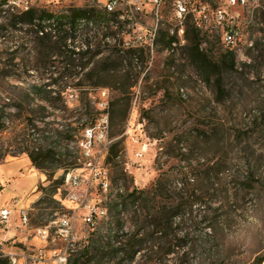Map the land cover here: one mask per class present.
Here are the masks:
<instances>
[{"label": "rangeland", "instance_id": "1", "mask_svg": "<svg viewBox=\"0 0 264 264\" xmlns=\"http://www.w3.org/2000/svg\"><path fill=\"white\" fill-rule=\"evenodd\" d=\"M7 1L0 7V117L4 119L0 121V169L5 162L30 158V152L39 153L54 144L64 155L56 170L51 162H45L44 170L39 169L30 158L36 173L43 177L34 191L15 196L21 199L15 218L0 235L12 237L16 233L17 245L26 252L43 245L34 232L19 229V209L24 207L32 226H45L75 213L78 251L93 235H108V222L125 221L124 233L135 232L145 240L132 264H251L264 258V0H259L254 12L240 6L227 7L226 0H199L208 2V8L222 5L241 16L244 36L233 46L222 42L214 22L200 29L189 15L183 37L172 33L178 22L171 0L161 6L157 31H153L157 23L154 4L146 3L140 9L126 4L122 8L128 7V19L119 25L81 24L73 45L90 43L92 47L82 60H71L69 51L49 56L30 26L17 30L9 23V10H13L7 7ZM97 3L104 6L106 0L38 1L37 7L59 10ZM195 27L202 31L200 49L220 65L219 76H208L194 58ZM160 32L176 38L172 48L165 47ZM106 33L116 34L105 38ZM127 41L138 50L121 59L117 51ZM228 49L235 55L234 67L221 57ZM96 51L102 52L94 56ZM82 63L87 66L81 67ZM3 71L13 76L5 77ZM45 82H56L63 91L62 99L55 103L59 109L25 94L29 84ZM105 115L111 144L123 140L119 155L103 164L110 179L107 196L149 187L162 171L176 165L196 167L197 173L190 168L193 178L201 175L199 171L209 178L206 205L210 217L204 223L190 222L187 217L172 231L175 237L189 234L185 250L175 246V252L165 254L173 245L160 243L159 234L153 235L152 228L140 227L134 212L120 217L109 213V197L105 198L101 177L96 176L102 164L85 165L89 159L100 160L106 144L92 141L93 158L83 153L80 144L85 139L83 122L93 118L97 124ZM68 123L72 124L69 133ZM101 127L97 124V129ZM140 150L141 156L137 154ZM183 152L190 158L178 161ZM77 167H81L84 179L79 191L88 193L85 203L93 197L103 199L93 230L84 220L85 208L66 199L65 175ZM63 176L64 182L59 183ZM4 188L0 182V206L12 199ZM193 210L196 215L201 209L195 205ZM56 229L57 224L51 223V237ZM64 245L57 237L48 246ZM76 257L73 254L71 259ZM116 261L110 264H118Z\"/></svg>", "mask_w": 264, "mask_h": 264}, {"label": "trees", "instance_id": "2", "mask_svg": "<svg viewBox=\"0 0 264 264\" xmlns=\"http://www.w3.org/2000/svg\"><path fill=\"white\" fill-rule=\"evenodd\" d=\"M6 1L1 0L0 7L5 6ZM167 1L162 0V5ZM171 1L173 4L174 0ZM127 9L128 7L109 11L105 6L98 3L87 4L86 6L70 5L62 7L59 10L33 6L29 10L21 12L9 10L10 18L8 21L17 30L30 26V30L37 37L38 43L44 48L43 50H49V56L51 54L63 55L69 51L71 52L69 54L71 60H82L91 52L92 47L90 43H83L80 47L73 45L78 32H80L81 24L85 23V27H89L91 24H106L109 26L110 23H117L119 25L128 19V17L125 19L120 17L122 13L126 14L125 10ZM66 25H68V28H65ZM195 29L197 38L193 49L194 58L201 63L202 68L208 76H219L220 65L212 61L208 54L200 49L202 38L200 34L202 31L196 27ZM161 33L160 35L164 38L165 47L172 48L176 38ZM115 34L106 33L105 38H109L110 36L115 37ZM69 41L70 43H68ZM137 50L124 42V47L119 49L117 54L119 58L124 59L127 54ZM101 52L96 51L93 55L98 56ZM221 57L231 67L235 66V55L231 49H228ZM86 66L85 63L81 65V67ZM2 75L5 77L13 76L10 71H3ZM56 84V82L32 83L25 89V94L49 103L54 109H59L60 107H55V103L60 98L62 99L63 91ZM217 85L218 89H221V85ZM82 114V116L87 115L85 113ZM2 120L4 119L0 117V121ZM71 125L70 123L65 125L67 133L71 131ZM94 125L93 118L87 119L83 122L82 129ZM2 130L3 127L0 126V132ZM122 141V139H118L110 145L106 157L107 162H111L114 157L119 155ZM54 145H51L46 150L41 149L39 153H29L34 166L44 170L46 168L45 162H51L55 166V170L61 167L62 161H60V157L64 153L57 151L53 147ZM181 158L186 159L190 157H186V153L183 152L180 153L178 161L183 160ZM190 168L192 169V166L187 168L186 166L181 168L177 165L175 167L171 166L168 171H162L149 187H134L132 190L124 193H115L113 196H110L108 203L109 213H113V217H120L125 212H134L133 216L136 218V222L140 224V227L144 230L152 228L153 235L154 233L159 234L157 238L160 243L173 245V247L165 250V254L175 252V246L185 250L187 244L185 243V239L189 234H184L181 237L173 236L172 231L175 230L174 226L185 222L187 217V220H190V222L195 220V223H204L210 217L206 205L208 198L206 195V189H208L206 184L209 178L207 177V179L202 176V171H199L201 173L200 176L191 177L192 170L195 173L197 172L195 170L196 167L192 170ZM123 174L125 175L124 171ZM58 182H64V176ZM195 205L201 210L197 211L198 214L193 215ZM199 215L201 218L197 221L196 219ZM108 223L110 226L108 235H99L97 237L93 235L90 243L85 248L74 253L77 257L71 259L70 264H96V262L110 264L111 262L117 263V259L119 260L118 264H132L136 255L142 251L145 240L142 237H138V233H131L129 231L124 233L125 221L123 220L110 221ZM262 261H264V258L259 257L251 264H261ZM2 264L8 263L4 261Z\"/></svg>", "mask_w": 264, "mask_h": 264}, {"label": "built area", "instance_id": "3", "mask_svg": "<svg viewBox=\"0 0 264 264\" xmlns=\"http://www.w3.org/2000/svg\"><path fill=\"white\" fill-rule=\"evenodd\" d=\"M21 3V11L29 10L33 6H37L38 1L50 2L52 0H15ZM259 0H254L253 3H246V0H226L227 7H243L247 11L254 12L258 7ZM146 3H152L155 6L156 11V26L153 31H157L158 23L162 18L160 9L162 6V0H107L105 7L109 9H123V5H134L137 8H143ZM174 15L176 18L177 29H172V33H176L178 36L183 37L185 33L184 21L189 15L194 19L196 26L200 29L207 28L208 22H214L216 27L219 29L220 37L222 42L227 46L236 45L238 42L242 41L244 36L242 30L243 19L240 15L229 12L225 6H217L215 8H208V2H202L199 0H174L173 1ZM20 11V12H21ZM122 19L128 17V14L122 13L120 16ZM142 39V37H140ZM141 41V40H140ZM126 44L130 47H134L135 44L127 41ZM153 44V40L152 43ZM97 124L102 126L97 129ZM94 126H89L84 129V137L81 141V146L83 153L87 157H94L92 141L97 140L105 142L106 151L102 155L101 159L97 162L93 159H89L85 162V165L95 166L96 164H102L99 166V172L96 174L101 177L100 184L106 197L113 196L110 194L107 196V191L110 186L109 172L108 168L103 166L106 156L109 150V145L112 140L109 139V128H108V116L105 115L102 119ZM144 150V148L142 149ZM140 150L137 154L142 155L143 151ZM81 167L72 168L68 170L65 175V182L68 185L66 199L74 201L79 207H84L86 210V216L84 217L85 222L88 224L89 229L93 230L98 223V216L102 212V200L99 197H93L88 203H85L88 193L87 191H79V188L83 185V176L79 172ZM21 199L15 197L8 201L5 205L0 206V231L10 228V223L15 218V211L18 209L17 206L20 204ZM20 211V223L18 227L20 231L24 232L29 230L34 232L35 237L43 243L40 247L33 249V252H26V250L17 245L16 233L12 237H2L0 235V264L2 262H7L8 264H70L71 257L78 251L76 248V243L78 241L77 233L75 232V221L76 214L71 216H63L50 222L45 226H32L30 223L29 213L24 207L19 209ZM51 223L57 224V229L55 230V236L51 237ZM9 230L7 231V233ZM61 238L65 245L60 247H49L50 241H56V238ZM23 239H26L24 237ZM26 244V242H24Z\"/></svg>", "mask_w": 264, "mask_h": 264}, {"label": "crops", "instance_id": "4", "mask_svg": "<svg viewBox=\"0 0 264 264\" xmlns=\"http://www.w3.org/2000/svg\"><path fill=\"white\" fill-rule=\"evenodd\" d=\"M42 177L41 173H36L28 157H16L2 164L0 169V182L5 184L4 192L9 194L10 198L28 195L35 190V186ZM8 233H12V230Z\"/></svg>", "mask_w": 264, "mask_h": 264}, {"label": "bare ground", "instance_id": "5", "mask_svg": "<svg viewBox=\"0 0 264 264\" xmlns=\"http://www.w3.org/2000/svg\"><path fill=\"white\" fill-rule=\"evenodd\" d=\"M254 2V0H246V3L247 2ZM7 7L12 9L13 11H21V3H18L17 1L15 0H8L7 1ZM116 9H109V11H115ZM156 34H154L155 36Z\"/></svg>", "mask_w": 264, "mask_h": 264}]
</instances>
